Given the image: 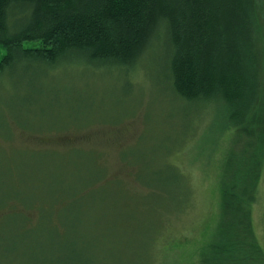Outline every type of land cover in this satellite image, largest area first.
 <instances>
[{
    "label": "rangeland",
    "instance_id": "374dc122",
    "mask_svg": "<svg viewBox=\"0 0 264 264\" xmlns=\"http://www.w3.org/2000/svg\"><path fill=\"white\" fill-rule=\"evenodd\" d=\"M257 2L263 90L264 0ZM166 64L167 50L158 41L134 68L33 64L7 73L0 83V207L9 201L0 208V264H42L40 252L52 242L45 228L51 212L61 209L59 222L76 234L68 239L71 250L85 264H202L220 220L226 164L232 158V167L238 158L242 164L247 155L257 160L255 176L248 184L239 180L238 195L264 264V134L255 125L227 129L222 107L216 113L218 106L178 97ZM259 122L264 133V119ZM251 129L255 136L248 135ZM250 140L258 144L256 154ZM91 162L103 175L87 190L118 185L119 196L126 194L132 209L120 223L128 225L126 234L111 231L120 219L118 205L125 204L109 187L72 202L57 200L67 181L81 178L76 186L84 187L96 178ZM22 222L27 230L17 246L28 248L25 258L12 246ZM147 235L146 262L140 263Z\"/></svg>",
    "mask_w": 264,
    "mask_h": 264
},
{
    "label": "trees",
    "instance_id": "16d2710c",
    "mask_svg": "<svg viewBox=\"0 0 264 264\" xmlns=\"http://www.w3.org/2000/svg\"><path fill=\"white\" fill-rule=\"evenodd\" d=\"M257 5V0H0V83H5L7 73L15 66L22 65L37 64L50 69L63 64L134 68L146 51L160 41L167 50L168 80L178 97L218 106L216 113L222 107L227 129L255 125L262 135L259 121L264 119V89L260 87L255 41L260 14ZM251 130L248 135L255 136V129ZM248 144L249 151L256 154V140ZM248 159L247 155V160L240 164L238 158L234 167L230 159L226 164L221 180L220 220L201 256L202 264H263L248 213L242 211L243 200L238 195L239 180L242 178L248 184L255 176L257 158L256 162ZM91 164L96 178L84 187L76 186L81 178L67 181L57 200L61 197L72 202L109 187L107 192L117 193L118 201L128 206L118 205L120 219L113 222L111 231L118 235L122 230L126 234L128 225H120L132 211L130 203L122 198L126 194L119 196L118 185L87 190L102 174ZM176 173L180 176V172ZM48 194L55 197V193ZM61 210L54 215L50 211L45 229L52 233V242L44 244L41 262L85 264L84 257L80 259L81 254L71 250L74 244L68 239L76 234L59 222ZM40 211L39 207V219ZM18 226L22 233H14L12 240H17L12 246L17 247L15 252H23L25 258L28 248L17 244L27 224L22 222ZM149 237L140 263L146 262ZM32 255L37 263L38 257Z\"/></svg>",
    "mask_w": 264,
    "mask_h": 264
}]
</instances>
